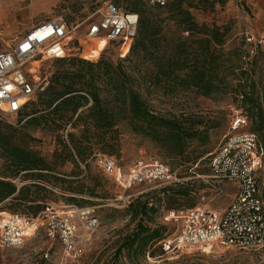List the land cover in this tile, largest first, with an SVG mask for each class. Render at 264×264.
<instances>
[{
	"label": "trees",
	"instance_id": "trees-1",
	"mask_svg": "<svg viewBox=\"0 0 264 264\" xmlns=\"http://www.w3.org/2000/svg\"><path fill=\"white\" fill-rule=\"evenodd\" d=\"M213 5L211 0H173L165 7L155 5L156 11H150L143 0H130V8L125 10L138 13L140 18L127 57L121 58L112 43L96 62L79 56L55 59L70 66L54 71L47 86L24 104L16 114L24 123H10L0 116V156L10 169L8 176H0V210L15 213L22 210L35 217L55 203L49 202L51 185L97 197L103 180L91 171L85 178L87 168H91L98 153L119 154L122 125L149 139L166 159L178 166L190 169V165L201 160L207 152L200 147L207 144L210 130L218 123L208 124L196 113L164 116L143 96V88L161 86L171 92L191 89L206 97L231 94L239 102L237 110L248 117L249 129L258 136L264 151L263 79L256 78L253 65L246 68L238 63L245 56L242 47L234 52L224 50L230 28L200 24L191 12L194 7ZM167 19L172 25L169 22L164 25ZM112 48L117 50V61L108 58ZM35 130L54 135L57 147L52 161L33 149L36 138L31 131ZM214 152L207 153L210 166ZM68 162L76 168L82 166L80 172L64 173L73 179L83 177L82 185H74V180L54 173L58 166ZM167 165L175 172L174 167ZM86 179L90 183H85ZM24 180L31 183L22 185L20 182ZM261 188L264 199V180ZM193 190L190 182L180 181L154 191L152 197L147 193L132 198L124 212L136 225L122 237L115 253L117 259L124 251L133 264L145 263L147 255L163 256L166 251L161 242L170 235L165 222L157 220L163 200L166 212L191 208L197 206L191 196ZM182 198L187 199V206L180 202ZM69 200L85 207L84 200L77 197ZM154 264L177 263L162 260Z\"/></svg>",
	"mask_w": 264,
	"mask_h": 264
},
{
	"label": "built area",
	"instance_id": "built-area-1",
	"mask_svg": "<svg viewBox=\"0 0 264 264\" xmlns=\"http://www.w3.org/2000/svg\"><path fill=\"white\" fill-rule=\"evenodd\" d=\"M143 1L165 7L173 0ZM139 18L138 13L106 1L83 16L58 15L36 24L0 51V116L18 114L41 89L38 73L43 60L79 56L96 62L112 43L121 58L127 57L138 33ZM87 51L92 57H85ZM249 123L248 117L236 110L211 156L212 173L207 177L213 182L208 180L209 185L219 196L227 190L225 183L231 184L235 188L231 202L222 209L197 205L168 210L164 218L180 223L178 230L161 242L166 252L190 248L204 251L218 245L238 250L264 246V151L258 136L247 129ZM94 163L105 176L120 183L123 208L133 198L129 191L137 185L165 186L181 180L157 158L140 157L124 168L116 157L98 153ZM96 213L97 206L56 203H50L35 217L0 212V247L20 248L43 229L60 245L66 258L79 261L86 252L88 234L101 223Z\"/></svg>",
	"mask_w": 264,
	"mask_h": 264
},
{
	"label": "rangeland",
	"instance_id": "rangeland-1",
	"mask_svg": "<svg viewBox=\"0 0 264 264\" xmlns=\"http://www.w3.org/2000/svg\"><path fill=\"white\" fill-rule=\"evenodd\" d=\"M111 1L122 9L130 8V0H17L16 5L11 9L13 0H3L1 2L0 16L3 26H0V33L6 29L10 30L13 26L14 36L23 33L25 27L31 26L39 20L52 18L58 15L67 17H78L89 14L96 6L103 2ZM214 5L207 8L194 7L191 9L195 20L209 26L217 25L220 27L230 28L229 39L224 45L225 51L234 52L237 47L245 50V56L238 61L246 68L253 65L255 76L264 81V0H211ZM150 11H156L154 5L145 3ZM172 21L168 19L164 25ZM27 23V26L25 25ZM168 25V24H167ZM167 30V27H165ZM83 30V29H82ZM187 35V33H185ZM7 38L0 37V48H5ZM88 52V51H87ZM87 54V53H86ZM108 58L117 61L118 55L116 48L108 52ZM234 58L233 56H231ZM83 58V57H82ZM129 64V62H125ZM69 64H63L55 59H46L40 63L38 76L40 77L42 91L48 84L51 75L58 68L69 67ZM101 85H104L103 83ZM143 96L150 102L153 109L164 116L184 113H196L204 117L208 124L218 123L217 127L210 130V138L207 144L200 147L208 154L214 152L221 142L223 136L228 131L232 117L238 107L239 102L233 99L231 94H218L212 97H206L197 94L194 90L171 92L165 87L152 88L150 90L143 88ZM4 120L22 124L19 115H7L2 117ZM248 130L249 126L247 127ZM121 149L119 154L114 155L118 162L128 168L140 157L147 159L157 158L171 167H174L181 183L190 182L192 189L191 196L194 197L196 205H207L211 208H225L232 200L233 189L231 184H226L227 190L224 195L216 196L211 189L209 182H213L211 175L210 160L206 155L196 164L190 165V169L178 166L166 159L163 151L156 147L149 139L133 133L128 126H121ZM36 138L33 142V149L37 150L48 160H53L54 151L57 144L54 135L48 131L35 130L31 131ZM87 168L93 175L102 178L103 187L98 189V196L91 197L89 194H80L79 192L71 193L62 187L55 185L49 186L52 190L49 202H55L59 205L75 204L69 200L71 197L86 201L82 206H97V215L100 217V225L97 229L88 234L86 242V252L79 261H71L66 258L60 245L51 241L43 229H39L27 242L20 248L0 247V264H133L129 262L127 252L117 259L115 255L122 237L130 232L136 225L131 222L129 216L125 214L124 208L121 207L123 200L120 196L124 191L117 181L105 176L95 165L91 164ZM82 166L75 167L68 162L65 165L57 167L55 174L61 177H67L68 180H74V185H82L84 178L73 179L65 176L64 173L80 172ZM58 172H61L58 174ZM10 169L7 161L0 156V176H8ZM19 178L16 179L19 182ZM209 180V182H208ZM22 185L31 183V180L20 182ZM85 183H90L86 179ZM224 184V185H225ZM164 185L159 184H142L133 187L129 192L133 198L147 195L161 189ZM187 206V199L182 198L180 201ZM189 203V201H188ZM78 205V204H75ZM80 206V205H79ZM166 202L157 215V220L167 226L168 233L173 235L179 228V220L168 221L164 218L166 212ZM10 210H0V212H9ZM20 214L27 215L22 210L17 211ZM29 216V215H27ZM169 235V236H170ZM48 254V256H46ZM160 258V259H158ZM162 260L176 262L177 264H264V246L258 249L238 250L226 248L222 245L215 246L210 250L190 249H173L164 253L161 257H151L147 255L145 263H160Z\"/></svg>",
	"mask_w": 264,
	"mask_h": 264
},
{
	"label": "crops",
	"instance_id": "crops-1",
	"mask_svg": "<svg viewBox=\"0 0 264 264\" xmlns=\"http://www.w3.org/2000/svg\"><path fill=\"white\" fill-rule=\"evenodd\" d=\"M1 2H3V0H0V8H1ZM16 2H17V0H13V3H12V5L10 6V8L12 9L15 5H16ZM7 15V14H6ZM6 15L4 16V17H1L0 16V26L2 27L3 26V23H2V19H4V18H6ZM46 19H48V18H45V19H42V20H39V21H37L36 23H33L31 26H29V27H25L24 28V30H22L23 31V33L22 34H20V35H18V36H14L15 34H14V29H15V27L13 26L10 30H8V29H6L5 31L3 30L1 33H0V37L1 38H3V39H5V38H7V40H5L6 42V47L5 48H0V51H2V50H6L8 47H9V45H11V44H13L14 43V41H16L19 37H21L23 34H25L29 29H31L32 27H34L36 24H38V23H40V22H42V21H44V20H46ZM26 26H27V23L25 24ZM232 189H233V195L232 196H234V192H235V188L233 187V186H230ZM233 198V197H232Z\"/></svg>",
	"mask_w": 264,
	"mask_h": 264
},
{
	"label": "bare ground",
	"instance_id": "bare-ground-1",
	"mask_svg": "<svg viewBox=\"0 0 264 264\" xmlns=\"http://www.w3.org/2000/svg\"><path fill=\"white\" fill-rule=\"evenodd\" d=\"M86 53H87V54H89V55H90V57H92V55H91V53H90L89 51H88V52H86ZM86 53H85V54H86ZM85 57H86V56H85ZM88 58H89V57H88Z\"/></svg>",
	"mask_w": 264,
	"mask_h": 264
}]
</instances>
